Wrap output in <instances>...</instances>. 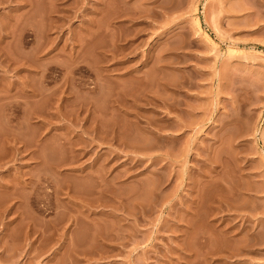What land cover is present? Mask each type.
<instances>
[{
    "label": "rangeland",
    "instance_id": "rangeland-1",
    "mask_svg": "<svg viewBox=\"0 0 264 264\" xmlns=\"http://www.w3.org/2000/svg\"><path fill=\"white\" fill-rule=\"evenodd\" d=\"M0 264H264V0H0Z\"/></svg>",
    "mask_w": 264,
    "mask_h": 264
}]
</instances>
